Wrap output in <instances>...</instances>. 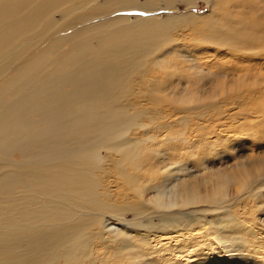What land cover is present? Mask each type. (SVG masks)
Returning a JSON list of instances; mask_svg holds the SVG:
<instances>
[{
    "label": "bare ground",
    "instance_id": "6f19581e",
    "mask_svg": "<svg viewBox=\"0 0 264 264\" xmlns=\"http://www.w3.org/2000/svg\"><path fill=\"white\" fill-rule=\"evenodd\" d=\"M208 5L212 6L211 0ZM133 8L144 7L138 0H105L104 4L99 0H0V264H88L94 254L91 242L106 238L98 228H106L107 220L120 222L109 230L116 239L130 237L151 247L161 242L168 250L169 245L177 249L174 242L180 241L181 253L189 246L199 250L195 245L199 226L207 237L217 231L219 237L213 235L220 244L229 243L221 237L222 229L235 242L242 240L230 207L233 201L206 200L208 193L235 179L233 171L207 181H178L171 174L182 171L187 162L183 166L173 160L168 142L167 159L177 167L142 172L151 155L132 136L135 129L148 131L154 117H161L159 108L169 107L172 119L183 109H174L168 96L159 97L165 95L163 90L147 94L149 98L135 90L136 74L147 72L156 51L154 43L166 40V30L155 29L145 19L115 25L128 19L117 18L121 12ZM58 14L61 21L55 19ZM212 17L201 28L205 42L217 37L219 22ZM93 20L100 23L76 31L78 25ZM249 37L231 35L221 41L234 46L241 40L249 50L254 45ZM94 41L98 46H93ZM155 58L151 65L162 69L165 62ZM141 94L145 102L136 104L134 99ZM235 115L241 117L238 121L249 117L242 112ZM252 115L254 120L245 127L259 120L264 123V111L258 120ZM262 123L255 130L234 133L255 137L264 132ZM256 163L238 166L251 168ZM141 197L164 207L185 197L194 202L187 208L161 211ZM129 213L134 224L125 220ZM209 214L218 218L208 221ZM157 215L163 221L161 235L139 221Z\"/></svg>",
    "mask_w": 264,
    "mask_h": 264
},
{
    "label": "rangeland",
    "instance_id": "374dc122",
    "mask_svg": "<svg viewBox=\"0 0 264 264\" xmlns=\"http://www.w3.org/2000/svg\"><path fill=\"white\" fill-rule=\"evenodd\" d=\"M138 2L144 8L124 10L120 13L122 16L117 18L127 17L128 19L115 25L129 26L145 19L154 25L155 29L166 30L164 33L166 40L158 44L154 43L156 51L145 69L147 72L136 74L139 82L135 90L138 93H145L146 96L147 94L151 96L156 91L158 95L159 90H163L165 95L160 94L159 97L163 99V96H168L172 103L170 105H173L174 109H183L172 119L171 115L169 116V107L168 109L159 108L162 111L159 114L161 117H154V122H150L147 127L148 131L143 128L135 129L138 131L132 136L147 149L146 153L151 155V160L144 164L145 170L142 172L147 170L148 173L150 171L155 173L160 168L162 172H165L177 167L167 159L169 158L166 155L169 148L168 142L173 148L171 150L173 160H180L183 166L187 162L182 171L176 172L177 174L171 172L178 181L197 179L201 182L206 178L205 181H207L211 179V176L213 178L218 174L234 171V167H239L237 160L244 161L247 159L246 156L253 152L257 155L264 154L262 153L264 152V132L255 137L234 133L243 128L247 130L249 128L255 130L258 126L260 128L262 123L260 120L258 124L249 123L247 127L245 124L254 120L250 117L251 113H253L252 116L255 115V120L263 114L264 88L228 93L223 99L204 105L184 107L181 103L188 91H197L203 96L217 91V87L223 81L227 83L225 88H231L240 79L250 82L260 73H264V42H262L264 40V0H211L212 6L208 5V0H150V2L138 0ZM99 3L104 4L105 0H99ZM138 12L146 14H130ZM213 12H215L214 15ZM211 17L219 22L217 37H210L205 42L201 38L203 33L201 28L205 25V21L211 20ZM55 19L61 21L62 17L58 14ZM99 23V20H93L87 26L78 25L76 31ZM231 35H236L239 39L242 37L250 39L249 35H252L251 43L254 45L249 50H245L241 40L233 44L236 47L227 45L230 41L228 43L221 41L222 38L229 39ZM92 44L94 47L98 46L97 41ZM251 48L255 49L250 51ZM154 58L156 61L162 58L168 69L164 71V67L160 69L158 66L151 65ZM246 65L248 70L245 69ZM12 70L14 73L17 71L15 67ZM160 71L165 74L158 75ZM225 88H220L219 91H224ZM141 96L142 94L135 98L136 100L134 99L136 104L145 102V100L142 101ZM238 112L247 114L248 119L238 121L241 117L233 116ZM150 115L158 116L155 112ZM181 118L184 122L179 121ZM174 119L177 120L176 123H173ZM261 119L264 122V117ZM144 120L145 118L142 121ZM262 125L264 126V123ZM181 136H184L185 140L182 141ZM171 137L174 139L170 142ZM152 165L154 168L151 169ZM129 171L133 173L130 168ZM250 188L252 189H249L242 198L234 200L235 202H231L232 206L230 205L232 215L234 214L233 218L237 222L235 226L241 232L242 240L235 242L230 235H227V230L222 229L221 237L224 242L229 243L220 244L217 242L219 237L217 231L212 230L211 237H207L203 228L199 226L195 228L199 229L195 232L200 235L199 241L195 244L199 250H192L193 248L189 246L190 248L187 247L181 253L178 251V249L182 250L183 246L180 241L174 242L178 245L177 249L169 245L168 250L165 245H161V242H156L151 247L147 241L142 243L130 237L116 239L112 237L113 234L109 230L118 227L120 222L107 220L106 228L103 226L98 228L100 232L106 234V238L91 242L94 254L88 264H264V180L254 182ZM206 190L204 188V191ZM113 191L119 192L116 189ZM151 195L153 194L149 191L147 197L150 198ZM217 216L218 214H209L207 220L213 221L214 217L218 218ZM125 220L130 224L135 223L130 213L125 216ZM139 221L144 226L154 228L151 229L152 232L156 230L154 234L161 235L165 232L162 231L163 221L158 215L141 218ZM230 249L233 253H226L225 250Z\"/></svg>",
    "mask_w": 264,
    "mask_h": 264
},
{
    "label": "clouds",
    "instance_id": "9594fccd",
    "mask_svg": "<svg viewBox=\"0 0 264 264\" xmlns=\"http://www.w3.org/2000/svg\"><path fill=\"white\" fill-rule=\"evenodd\" d=\"M226 84V81H223L217 87V91L203 96L198 94L197 91H188V94L183 98L181 103L184 107L204 105L223 99L228 93L262 89L264 88V73H260L254 80L250 82H245L244 79H240L231 88H225ZM220 88H225V90L219 91ZM246 157L247 159L244 161L237 160V165L250 162L258 163H256V165L251 168L234 167L232 175L235 177V179L225 183L217 190L208 193L206 197L207 202L227 203L234 201L242 197L254 182L264 180V154L257 155L256 152H253ZM232 185H234V187ZM141 199L143 200V197H141ZM197 199H199V197H197ZM143 202L149 206L157 208L158 210L168 211L190 207L194 201L185 197L183 202L173 203L169 207H164L158 204L154 199L143 200Z\"/></svg>",
    "mask_w": 264,
    "mask_h": 264
},
{
    "label": "snow or ice",
    "instance_id": "6c2138e0",
    "mask_svg": "<svg viewBox=\"0 0 264 264\" xmlns=\"http://www.w3.org/2000/svg\"><path fill=\"white\" fill-rule=\"evenodd\" d=\"M130 14H133V15H145L146 13L145 12H138V13H130ZM162 67L167 68V65H163ZM164 74H165V72L160 71V73L158 75H164Z\"/></svg>",
    "mask_w": 264,
    "mask_h": 264
}]
</instances>
